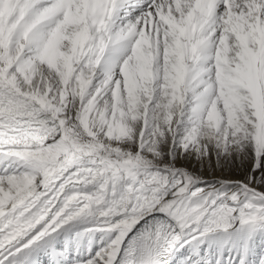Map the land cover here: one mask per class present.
<instances>
[{
    "label": "snow or ice",
    "instance_id": "6c2138e0",
    "mask_svg": "<svg viewBox=\"0 0 264 264\" xmlns=\"http://www.w3.org/2000/svg\"><path fill=\"white\" fill-rule=\"evenodd\" d=\"M0 264H264V0H0Z\"/></svg>",
    "mask_w": 264,
    "mask_h": 264
}]
</instances>
